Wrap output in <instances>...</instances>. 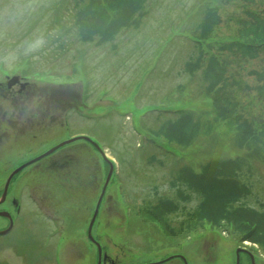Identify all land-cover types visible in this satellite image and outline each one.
Segmentation results:
<instances>
[{"label":"rangeland","instance_id":"rangeland-1","mask_svg":"<svg viewBox=\"0 0 264 264\" xmlns=\"http://www.w3.org/2000/svg\"><path fill=\"white\" fill-rule=\"evenodd\" d=\"M200 3L149 0L145 5L149 14L139 31H124L112 44L98 48L84 43L75 24L85 1L0 0V105H31L39 93L47 96L50 90H67V110H53L62 111L68 121L66 133L59 134L62 141L87 136L114 160L91 235L99 238L115 264H184L175 255L183 256L187 264H235L236 249L242 248L229 234L203 231L176 242L163 240L157 223L141 212L159 197L174 199L170 180L180 168L198 170L199 164L211 158H233L240 153L229 144L230 132L221 123L216 135H202L189 145L175 141L167 145L164 133L161 143L152 140L162 123L178 119L175 111L180 108L196 112L204 120L212 118L203 113L209 103L202 98L197 77L184 94L177 93L178 86L189 80L185 63L196 56L192 40L200 21L195 8ZM6 70L11 75L24 73L26 79L21 81L30 83L28 93L12 95L8 88L18 78L14 82L13 76L6 79L4 73L10 75ZM250 70V65L241 64L229 72L243 79ZM10 81L13 84L9 85ZM50 81L67 86L46 85ZM191 133L189 125L178 129L181 138ZM61 149L69 155L68 194L55 190L56 213L52 217L49 212L34 211L36 205L27 195V186L26 193L19 195L21 211L15 214L14 227L0 235V264H97L87 224L109 164L97 148L83 140ZM28 170H21L17 177ZM7 172L0 162V175ZM252 183V197L246 203L257 207L258 202H264V164L254 167ZM34 184L43 182L35 179ZM197 202L192 197L186 208L192 211ZM181 219L177 212L169 224L176 227ZM7 225L5 221L0 227ZM248 249L264 261V254L258 256V250ZM240 259L246 264L243 255Z\"/></svg>","mask_w":264,"mask_h":264},{"label":"trees","instance_id":"trees-1","mask_svg":"<svg viewBox=\"0 0 264 264\" xmlns=\"http://www.w3.org/2000/svg\"><path fill=\"white\" fill-rule=\"evenodd\" d=\"M80 1L86 5L78 11L75 24L84 43L98 48L112 44L124 31H139L148 16L145 5L149 0ZM195 11L200 15L192 40L196 56L185 63L189 80L178 86L177 93L184 94L197 77L202 98L209 103L203 113L212 118L204 120L196 112L180 108L175 111L178 119L162 123L152 140L161 143L164 133L167 145L171 141L189 145L202 135H216L221 123L230 132L229 144L240 153L233 158H211L199 164L198 170L180 168L170 180L174 199L159 197L141 212L157 223L163 240L176 242L199 231L229 234L238 245L249 242L252 249L256 251V245L264 254V202L257 207L246 203L252 197L254 167L264 164V0H201ZM241 64L252 70L238 79L229 71ZM185 125L192 133L181 138L178 129ZM192 197L198 202L189 211L186 205ZM177 212L182 219L172 227L169 222Z\"/></svg>","mask_w":264,"mask_h":264},{"label":"flooded vegetation","instance_id":"flooded-vegetation-1","mask_svg":"<svg viewBox=\"0 0 264 264\" xmlns=\"http://www.w3.org/2000/svg\"><path fill=\"white\" fill-rule=\"evenodd\" d=\"M2 69V66H0V71ZM3 76L6 79L12 76L18 77L16 84L11 88L7 87L8 90L13 91L12 95L28 93L30 83L21 81L26 79L24 78V73L21 75L4 73ZM55 84L58 87L67 86L65 82L54 83L50 81L46 83L48 86ZM58 89L60 88H57L54 92L52 90L46 92L47 96L39 93L36 95L35 102L31 105L25 102L17 104L9 102L8 104L0 105V162L4 164V173L8 170L5 176L0 175V200L5 183L15 169L63 142L59 134L66 133L68 121L67 118H64L62 111L53 113V110L60 107H65V110H67L69 95L67 90L63 89L60 91ZM12 100H15V97ZM61 148L24 167L22 170L29 168L25 175L17 177L19 171L10 179L5 199L0 201V213H10L13 227L15 214L21 211L19 195L26 193L28 185L30 187L27 195L36 205L34 211L49 212L52 217L56 213L54 208L55 190L61 189L68 194L70 188L69 155ZM35 179H41L43 185H35ZM98 218L99 215L97 214L92 228ZM5 221L8 225L0 227V231L5 230L9 226L8 218L0 216V224ZM88 225L89 222L87 228ZM93 239L101 245L97 236L93 235ZM88 241L95 247L97 253L96 244L89 239ZM101 248L102 254L106 253L105 249ZM242 248L245 251L240 253V255H243L246 264H252V253L248 249L249 247ZM257 258L253 256L254 264L256 261L257 264H264L263 260ZM109 263L111 264L112 261L107 254L106 264ZM239 264H242L241 259Z\"/></svg>","mask_w":264,"mask_h":264},{"label":"water","instance_id":"water-1","mask_svg":"<svg viewBox=\"0 0 264 264\" xmlns=\"http://www.w3.org/2000/svg\"><path fill=\"white\" fill-rule=\"evenodd\" d=\"M17 78H18V77H13V78H12V82L16 81ZM12 82L10 81L9 85H10V84H13ZM80 139L85 140V141L91 143L94 147H96L97 150L99 151V153L102 154V156L105 158V160H106V161L108 162V164H109V172H108V175H107L106 180H105V182H104V184H103L104 186H103V188H102V190H101V193H100V195H99V198H98V200H97V202H96V205H95V208H94V211H93L92 217H91V219H90V221H89V225H88V228H87V236H88V239H89L90 241L94 242V243L96 244V247H97V254H98L97 264H102V263L105 264V263H106V257H107V256H106V254H103V256H102L101 246H100L99 243H97V242L93 239V237H92V235H91V230H92V225H93V223H94V221H95V218H96V216H97V214H98V211H99L100 203H101V200H102L103 195H104V192H105V187H106V185H107V183H108V181H109V178H110V176H111V173H112V170H113V165H112L111 161L109 160V158L106 156L105 152H104L102 149H100L99 146H97V145H96V144H95V143H94L89 137L84 136V135H82V136H75V137H73V138H71V139H69V140H66V141H64V142H62V143H60V144L54 146L53 148H51L50 150H48L47 152H45L43 155L36 157L35 159H33V160H31V161H29V162H27V163L21 165L19 168H17L16 170H14V171L9 175V177H8L6 183H5V187H4L3 194H2V196H1V200H0V201H3V200L5 199L6 192H7V187H8L9 181H10V179L13 177V175H15L16 173H18L20 170H22L24 167L30 165L31 163L36 162L37 160L41 159L42 157H45V156L51 154L52 152H54L55 150L59 149V148L62 147L63 145H66V144H68V143H71V142H73V141L80 140ZM0 216H4V217L8 218V220H9V226H8L5 230L0 231V235L8 234V233L12 230V227H13V221H12L10 215H9L7 212L0 213ZM242 251H244V250H242V249H237V250H236V253H235V255H236V259H235L236 262H235V264H239V258H240L239 252H242ZM175 257L180 258V259L184 262V264H187V261H186V259H185L183 256L175 255ZM251 258H252V257H251ZM169 259H170V257L166 258V260H169ZM251 262H252V264H254L253 259L251 260ZM159 263H160V262H159ZM112 264H114V263H112ZM157 264H158V263H157Z\"/></svg>","mask_w":264,"mask_h":264}]
</instances>
